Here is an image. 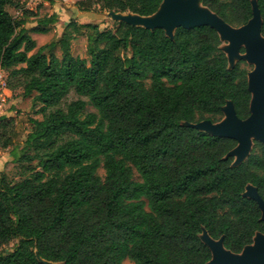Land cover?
<instances>
[{
    "label": "trees",
    "instance_id": "16d2710c",
    "mask_svg": "<svg viewBox=\"0 0 264 264\" xmlns=\"http://www.w3.org/2000/svg\"><path fill=\"white\" fill-rule=\"evenodd\" d=\"M20 1L0 0V67L43 119L32 120L16 156L21 178L0 173V264H207L203 229L236 254L264 234L258 202L244 195L250 184L264 200V143L233 166L235 139L185 124L219 121L228 101L240 119L251 115L247 62L229 67L214 28L180 27L171 38L124 21L113 30L71 20L58 41L37 48L31 33H49L58 16L30 28L29 11L8 10ZM162 1L75 6L151 16ZM255 1L264 37V0ZM201 2L233 27L253 18V0ZM80 34L88 58L72 54ZM0 134V147L13 144V120L0 119Z\"/></svg>",
    "mask_w": 264,
    "mask_h": 264
},
{
    "label": "water",
    "instance_id": "95a60500",
    "mask_svg": "<svg viewBox=\"0 0 264 264\" xmlns=\"http://www.w3.org/2000/svg\"><path fill=\"white\" fill-rule=\"evenodd\" d=\"M124 13L132 15V18L125 19L124 22L150 30L162 28L171 38L180 27L210 26L219 33L222 44L224 39L230 42L229 56L238 55L240 48L244 45L247 46L246 58L239 60L246 62L248 60L255 65V68L248 73L249 90L253 95L249 118L240 119L232 102L228 101L223 108L224 114L227 115L226 119L217 123L206 122L204 128L193 123L185 124L211 135L235 139L237 146L230 152L233 157L234 155L242 157L252 150L251 136H255L257 141L264 143V37L261 34V14L255 0H253V18L241 27H233L225 22L204 6L201 0H163L159 10L151 16H140L131 12ZM221 49L224 51L222 45ZM226 55L229 60L228 54ZM236 63L231 65L229 60V67L232 68ZM241 163L234 162L233 166ZM244 195L254 198L258 202L264 220V200L259 196L257 189L249 184ZM203 232H206L205 238L202 236ZM202 233L200 234L202 241L212 252V259L207 264H264V234L256 233L253 243L246 246L241 253L236 254L224 247L222 238L218 240L211 238L205 229ZM254 243L256 245H253Z\"/></svg>",
    "mask_w": 264,
    "mask_h": 264
},
{
    "label": "rangeland",
    "instance_id": "374dc122",
    "mask_svg": "<svg viewBox=\"0 0 264 264\" xmlns=\"http://www.w3.org/2000/svg\"><path fill=\"white\" fill-rule=\"evenodd\" d=\"M21 8L17 9L14 7H8L10 13L16 17H22V13L29 11L28 17V26L31 28L39 18L50 16L56 14L58 16V21L56 24L51 26L50 32L47 34L40 33H31V36L37 42V48L42 45L48 44L52 41H58L61 37L62 32L65 29L66 23L75 20L79 23H97L101 29H115L116 24L120 21H123L128 18H132V15L129 13H115V12H81L75 6V0H21ZM23 10V11H22ZM222 48L226 54H230V42L224 39ZM72 54L75 57L79 58H88V40L86 34H80L73 40L71 45ZM56 54L61 57L62 51L60 47H57L55 50ZM248 54V47L242 46L240 48V53L235 56H229L230 64L233 65L240 58H246ZM245 67L252 71L255 68V65L247 60ZM4 80L7 82L9 73L4 71ZM12 84L9 86L7 84V90H2L0 86V93L3 94L5 98L4 102H0V119L2 117H7L8 119L13 120V129L15 137L13 139V144L8 148L0 147V173L7 175L10 181H18L22 173L24 172V165L16 161V156L19 155L25 146V141L28 134L32 131V120L33 119H43V116L38 113L40 104H35L33 96L26 97L23 95L21 89L13 90L10 87L16 85V80H11ZM78 98L74 93L69 97V100ZM84 100L88 101L86 98ZM88 112H97V110L90 104L87 105ZM227 118V115L224 114L223 117L216 122H213L211 119H204L198 122L193 123L201 128H204L206 122L217 123ZM0 145L2 140L7 136L0 134ZM257 138L255 136L250 137V146L253 149L254 143ZM252 152L249 151L244 156L240 157L239 155H234V162L236 164L243 163L247 160L248 154ZM98 174L104 178L105 170L101 167L98 171ZM135 178L138 179V175L135 174ZM206 232L202 233L203 238H205ZM253 245H256L254 243ZM13 244L6 246L4 251L11 249ZM125 264H133L130 260H126Z\"/></svg>",
    "mask_w": 264,
    "mask_h": 264
},
{
    "label": "built area",
    "instance_id": "2783aa9c",
    "mask_svg": "<svg viewBox=\"0 0 264 264\" xmlns=\"http://www.w3.org/2000/svg\"><path fill=\"white\" fill-rule=\"evenodd\" d=\"M4 70L0 67V86L2 90H7V82L4 80ZM5 98L3 97V94L0 93V102H4Z\"/></svg>",
    "mask_w": 264,
    "mask_h": 264
}]
</instances>
